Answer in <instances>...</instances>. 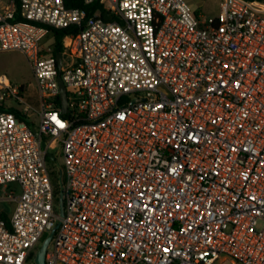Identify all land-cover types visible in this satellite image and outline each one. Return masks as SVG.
I'll list each match as a JSON object with an SVG mask.
<instances>
[{
  "label": "built area",
  "instance_id": "2783aa9c",
  "mask_svg": "<svg viewBox=\"0 0 264 264\" xmlns=\"http://www.w3.org/2000/svg\"><path fill=\"white\" fill-rule=\"evenodd\" d=\"M99 1L0 0V53L39 94L0 76V264H36L58 224L47 264H264V3ZM63 29L59 67L43 41Z\"/></svg>",
  "mask_w": 264,
  "mask_h": 264
},
{
  "label": "rangeland",
  "instance_id": "374dc122",
  "mask_svg": "<svg viewBox=\"0 0 264 264\" xmlns=\"http://www.w3.org/2000/svg\"><path fill=\"white\" fill-rule=\"evenodd\" d=\"M192 7L198 12V14L212 17L216 16L220 12V4L224 0H186ZM54 42L52 36L47 37L43 41L45 47L51 46ZM7 76L13 83L18 86H23L25 88L24 98L25 100L39 109V94L37 83L33 75L31 66L27 57L19 51H6L0 53V76ZM37 125L38 118L32 117ZM53 155L56 156L54 161H48V168L53 173V180L56 176H60L63 165L64 158L61 146H56L54 150H50ZM11 189L15 191L18 195L21 194V188L18 184H12ZM58 200V199H57ZM15 209V204L9 201L0 202V211L4 212L7 216L11 217ZM55 209L60 213V206L58 201L55 203ZM41 244L37 247V253L41 248ZM225 264H232L231 260L226 261Z\"/></svg>",
  "mask_w": 264,
  "mask_h": 264
},
{
  "label": "water",
  "instance_id": "95a60500",
  "mask_svg": "<svg viewBox=\"0 0 264 264\" xmlns=\"http://www.w3.org/2000/svg\"><path fill=\"white\" fill-rule=\"evenodd\" d=\"M105 19L110 21L112 20V15L107 14L105 16ZM57 60H58V66L61 67L62 66V54L60 52L57 53ZM59 81V85H60V98H61V102H62V113L66 114L68 113L69 109H68V99H67V93H66V87L64 85V82L62 81L61 78L58 79ZM37 136H39V134L37 133ZM43 147H46V142L43 141ZM48 159L51 161L55 160V156L53 154H48ZM59 206H60V215L64 216V211H65V201H64V197L63 195L60 196L59 199ZM60 224H58L50 233V235L44 240L38 254L36 257V264H47L46 263V254H47V250L48 247L54 237V234L56 232V230L59 228Z\"/></svg>",
  "mask_w": 264,
  "mask_h": 264
},
{
  "label": "trees",
  "instance_id": "16d2710c",
  "mask_svg": "<svg viewBox=\"0 0 264 264\" xmlns=\"http://www.w3.org/2000/svg\"><path fill=\"white\" fill-rule=\"evenodd\" d=\"M16 4H17V8L18 10L20 9V2L19 0H15ZM66 4L68 7H85L88 9L90 15H93L94 12H96L97 10H101L102 9V5L100 3V1L98 0L95 4L91 5V6H85L83 3V0H65ZM246 1H250V2H260V3H264V0H246ZM106 14L102 13L101 14V18L105 19ZM19 20V19H17ZM73 30L72 29H63V30H53V34H54V49L55 52H62V41L63 38L70 34ZM76 32V31H75ZM1 109V107H0ZM22 119V118H21ZM49 161V159H48ZM61 174L60 176H56L55 180H54V185H55V194L58 197V200L60 199V196L62 195V191H61ZM6 217V215H5Z\"/></svg>",
  "mask_w": 264,
  "mask_h": 264
}]
</instances>
